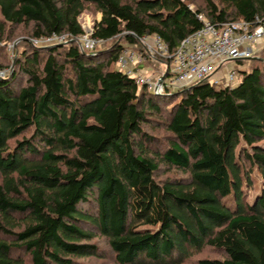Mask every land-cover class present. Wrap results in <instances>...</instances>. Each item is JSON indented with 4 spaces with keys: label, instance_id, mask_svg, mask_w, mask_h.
Returning a JSON list of instances; mask_svg holds the SVG:
<instances>
[{
    "label": "trees",
    "instance_id": "16d2710c",
    "mask_svg": "<svg viewBox=\"0 0 264 264\" xmlns=\"http://www.w3.org/2000/svg\"><path fill=\"white\" fill-rule=\"evenodd\" d=\"M195 1L0 0V52L28 32L0 64L12 67L0 77V264L107 253L115 264H184L209 248L219 257L197 264H264V61L231 86L161 94L117 68L115 39L144 50L138 38L158 34L168 55L148 60L166 72L200 14L218 26L264 19V0ZM89 5L106 45L94 52L75 40ZM54 34L74 40L33 43ZM162 168L187 176L162 179ZM255 169L263 187L250 201Z\"/></svg>",
    "mask_w": 264,
    "mask_h": 264
},
{
    "label": "built area",
    "instance_id": "2783aa9c",
    "mask_svg": "<svg viewBox=\"0 0 264 264\" xmlns=\"http://www.w3.org/2000/svg\"><path fill=\"white\" fill-rule=\"evenodd\" d=\"M203 26L196 32L184 38L176 51L170 55L171 64L169 74L164 71L160 77L143 76L139 73V67L148 55L155 58L156 55H168V47L158 34L145 35L138 38L143 49L124 46L119 56L117 68L134 77L139 85H147L157 94L166 89H182L201 81L223 83L231 86L237 83L239 72L224 68L241 59L253 57L264 45V19L253 26L246 20L232 21L218 26L209 21L203 14L199 15ZM83 27V33L77 37L83 51L94 52L104 41L97 39L93 32H88ZM95 29V28H94ZM66 35L54 34L48 37L34 39L36 46L67 43ZM10 72L5 69L0 72V77H5Z\"/></svg>",
    "mask_w": 264,
    "mask_h": 264
},
{
    "label": "rangeland",
    "instance_id": "374dc122",
    "mask_svg": "<svg viewBox=\"0 0 264 264\" xmlns=\"http://www.w3.org/2000/svg\"><path fill=\"white\" fill-rule=\"evenodd\" d=\"M203 3V0H196L195 4L196 5H200ZM102 14L100 12L97 11V9L93 6H88V8L80 15L79 17V21L82 25V27L86 26L88 29L87 31L89 32H93V30L95 31V25L96 22L99 21L101 19ZM26 30H24L22 27H20L18 29V36H16L14 38V40L10 41L7 45H6V49H4L2 52H0V64L2 65H9L12 62L15 61V59L18 57L19 53H21V51H23L25 49V47L27 46L26 44V37H28L27 33H25ZM67 38V43L70 41ZM76 40V39H75ZM113 42H121L123 43L125 46H131L133 48H136L139 50L138 47H135V45H133V43H130L128 41H126L125 39H115ZM79 44V43H78ZM111 45V43H107V46ZM106 46L105 44H103V47ZM140 46V45H139ZM259 51V50H258ZM257 51V52H258ZM85 52V51H84ZM251 57L253 58V62L252 61H243L244 63H230L228 64L225 68L224 71L227 72L230 69H235L237 71H241L244 69H249V67L251 66V63L256 64V65H260V62L258 63L257 60L261 59L264 61V49L262 51H259V53H257ZM159 66V64L157 65ZM165 65L162 64V67H164ZM139 68V73L142 74L143 76L149 77V76H153V78H157L160 77L164 71H162L163 69L160 68L158 69L156 67V65H153V62H149V60H146L142 66H138ZM155 67V68H154ZM157 68V69H156ZM9 69L10 71H12V67L10 68H6ZM5 69H0L1 71H4ZM21 82L24 83L26 81V77L24 75H21ZM20 81V80H19ZM21 84V83H20ZM20 86V85H19ZM18 85L15 87H19ZM171 93H175L178 91L177 88H171ZM165 113L167 112L166 110H164ZM154 118H157L156 116ZM153 133L161 136V137H165L168 136L167 131L163 130L162 128L160 129H155L152 131ZM264 145V142L262 143ZM162 174H161V178L164 179L166 177H186L187 175L179 170H172L171 172H166V170L164 168H162ZM253 180H254V187H252L250 190H248V194L250 196L249 200H253L255 195L257 193L260 192V190L263 187V180L260 177V175L258 174L257 170L255 169L253 171ZM219 257V253H217L215 250L209 248L206 251H204L201 254H198L195 258L186 261L184 264H197V259L203 258V257ZM81 262L83 264H115L114 259L111 257V255H108L106 257H88V258H84L81 260Z\"/></svg>",
    "mask_w": 264,
    "mask_h": 264
},
{
    "label": "crops",
    "instance_id": "0c3cea01",
    "mask_svg": "<svg viewBox=\"0 0 264 264\" xmlns=\"http://www.w3.org/2000/svg\"><path fill=\"white\" fill-rule=\"evenodd\" d=\"M102 17V16H101Z\"/></svg>",
    "mask_w": 264,
    "mask_h": 264
}]
</instances>
